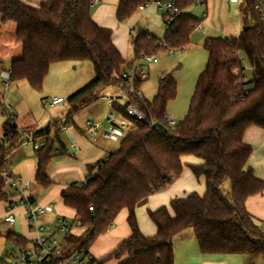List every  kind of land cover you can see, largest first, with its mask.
Listing matches in <instances>:
<instances>
[{"label":"trees","instance_id":"1","mask_svg":"<svg viewBox=\"0 0 264 264\" xmlns=\"http://www.w3.org/2000/svg\"><path fill=\"white\" fill-rule=\"evenodd\" d=\"M153 1L158 0H120L117 21H128L140 6ZM167 1L180 13L173 17L164 37L158 39L139 31L132 37L134 57L127 60L114 45L112 31L92 19L93 8L101 0H49L38 6L0 0L2 20L16 24V42L23 52L11 64V81H26L40 92L52 64L91 61L94 79L67 99L71 111L66 123L72 122L74 114L96 104L106 88L116 86L126 94L127 102L112 106L135 126L121 139L117 151L87 167L85 182L72 183L62 191L64 206L74 212L82 230L80 235L67 234L66 240L70 248L89 251L122 210H127L131 235L107 259L127 256L121 264H175L172 238L192 229L204 255H244L251 261L262 259L264 264V229L246 208L248 198L263 193L264 181L256 178L249 166L253 149L244 141L250 127L264 128V16L258 12L254 23L247 24L237 38L206 41V69L198 78L187 116L172 131L165 119L168 103L177 96L172 73L159 80L157 96L148 102L140 94L144 79L138 68L143 66L145 56L167 53L161 45L163 40L172 49L187 46L201 22L188 13L198 0ZM246 62L252 72L247 80ZM133 67V81L128 85ZM130 105L143 114L145 121L130 116ZM0 108L6 111L1 98ZM61 124L59 120L36 131L34 127L19 128L14 116L7 118L0 131V202L6 201L3 173L7 159L28 137L45 140L36 150V183L46 190L51 187L47 169L60 145ZM187 155L202 161L190 165V169L196 177H205V195L192 193L172 200L174 216L167 207L149 212L157 233L145 237L135 209L182 174V157ZM226 182L229 192L224 190ZM7 240L16 245L25 243L14 233ZM94 262L104 264L95 258Z\"/></svg>","mask_w":264,"mask_h":264},{"label":"crops","instance_id":"2","mask_svg":"<svg viewBox=\"0 0 264 264\" xmlns=\"http://www.w3.org/2000/svg\"><path fill=\"white\" fill-rule=\"evenodd\" d=\"M21 1L32 6H38L49 0ZM255 1L256 0H240L239 3L233 4L226 0H198L194 6L188 9V13L201 22L193 32L191 42L185 46L183 50L175 54L161 53L158 55L156 63L152 62L143 65L146 68L147 74L140 88L141 97L148 102H152L158 93L159 80L164 75L172 73L177 85V96L168 103L166 114L174 117L176 120V117L185 118L189 112L198 78L205 71L208 63L209 54L205 49L206 41L217 37H239L245 26L247 24H253L254 20H256V16L259 15L255 10H252L253 12L251 13L247 10L251 9V4ZM119 4L120 0H101V2L93 8L92 19L98 26L112 31V41L114 45L125 59L131 60L134 57V53L132 55L133 47L131 35L133 34L131 33V29L134 30V34L139 31H146L149 35L161 39L166 33V28L164 26L165 15L156 4L152 3L144 9L139 8L128 21L124 24H120L117 21ZM261 14L263 17L264 12ZM16 31L17 26L14 22H4L2 16H0V50L9 49L12 59L11 64L13 61L20 59L23 54L22 48H20L16 42ZM7 35H9L10 39L14 37L12 45L10 46L4 45ZM1 71L9 72L10 70L3 69ZM2 72H0V78L3 80L1 77ZM5 87L8 86L5 85ZM108 88L102 92L103 97L96 104L91 106L90 109L88 108L87 114L94 117H88L84 126L83 123H78L77 120L75 121L74 117H72L71 123H66V119L62 121L59 134L60 145H57L55 156L47 169V177L51 182V187L49 189L46 190L36 183V150L30 143L24 141V143L7 159V171L13 177L21 180L27 179L31 182L28 196L38 205L53 206L54 212L50 215H46L42 219L43 222H48L45 221V219L50 220L53 217H57V214H63L65 215L64 217L71 215L74 218V212L64 206L61 197L62 191L72 183L85 182L87 178V167L106 158L111 151L115 152L119 147L115 145L120 141L109 142L102 136L103 131L109 124L105 116L111 112L105 114L103 107L101 109H94L95 106L106 97L105 91ZM112 90L114 91L109 94V97L112 99L106 104L107 107L110 108L115 102L124 105L127 102V97L123 90L120 87H116V89ZM62 97L63 96L58 94L53 96L54 99ZM111 114H113L114 117L112 118L116 121H123L125 123V134L135 129L132 122L120 116H116L114 113ZM6 121V118L0 117V131ZM57 121L59 120H55L41 128H39V126H37L38 124H35V122H25L23 125H17L19 128L34 127V130L41 131ZM88 121L100 123L102 125L96 137L91 136L87 131L86 123ZM44 141L45 140L39 139L36 142L43 143ZM244 141L253 149L249 166L254 170L256 178L264 181V128L250 127L244 134ZM24 144H28L33 149L31 147H25ZM182 162V174L166 189L154 193L148 197L144 204L135 209L139 229L145 237H153L157 233V227L151 220L149 212H156L163 207H167L170 215L174 216V212L170 207L172 200L186 198L192 193L204 196L207 191L205 177H196L190 169V165H199L202 161L193 155H187L182 157ZM32 180L37 185V189L35 190L37 198L32 196ZM5 193L6 201L0 202V205H3L5 210L4 218L11 208L12 212L16 215V223L13 226L18 224L21 226L24 225L26 230V234L24 233L18 236L23 239L31 240L36 234L31 232L28 227L24 209L17 204L12 207L9 206V203L16 202L14 189L11 186H6ZM246 208L257 222L261 221V225L263 226L264 191L262 194L248 198L246 201ZM127 217L128 211L122 210L116 218L114 225L94 241L89 248V252L95 259L102 261L104 264H121L127 259V256H123L120 260L107 259L108 255L117 249L131 235ZM55 222L56 220L50 223L54 225ZM172 246L175 264H206V258L212 256L204 255L198 251V244L196 243L192 229L185 230L175 235L172 238ZM247 262L249 264H256V261L248 260Z\"/></svg>","mask_w":264,"mask_h":264},{"label":"built area","instance_id":"3","mask_svg":"<svg viewBox=\"0 0 264 264\" xmlns=\"http://www.w3.org/2000/svg\"><path fill=\"white\" fill-rule=\"evenodd\" d=\"M230 3L237 4L240 0H226ZM156 4L165 15L164 26L169 28L172 19L180 11L177 7L167 0H158L147 3L140 6V9L148 7L150 4ZM254 10L260 13L264 12V0H256L254 2ZM131 33L134 34V30L131 29ZM162 47H166L167 53L175 54L181 49H172L167 47L165 41L161 42ZM158 56H145L142 60L143 65H147L152 62H157ZM135 67L132 68V73L129 77L128 85H131L134 77ZM138 72L142 79L146 77V68L142 66L138 68ZM247 75V70L245 72ZM1 77L4 80L6 86L11 81V71L2 72ZM248 78H246L247 80ZM64 99H53L50 104L46 102V107L55 106L62 103ZM127 112L131 117L140 121H145L143 114L134 106L130 105L127 108ZM113 114H107L105 119L108 121L107 128L103 131L102 136L109 142H118L125 135V123L123 121H116ZM165 119L169 124L170 130L175 131L179 122L171 116L165 115ZM153 126V124L151 125ZM87 131L91 136L96 137L99 130L102 128L100 123H94L88 121L86 123ZM27 142L30 143L35 150L40 149L43 143L34 141L32 137L27 138ZM3 179L6 186H11L14 189V197L16 202L9 203V206L17 204L24 209L28 227L31 232L36 235L31 239H25L24 244L16 245V249L7 253L5 256H0V264H96L92 254L83 248H70L66 240V235L71 233L73 225L65 217H59L56 219L55 224L50 222H43L42 219L46 215H50L54 212L52 205H38L35 201L28 196V192L31 188V182L27 179L21 180L13 177L7 170L3 173ZM12 204V205H11ZM92 210V208H91ZM5 222L13 226L16 223V215L12 212V209L8 211ZM79 225L78 220H74ZM264 226V225H263Z\"/></svg>","mask_w":264,"mask_h":264},{"label":"rangeland","instance_id":"4","mask_svg":"<svg viewBox=\"0 0 264 264\" xmlns=\"http://www.w3.org/2000/svg\"><path fill=\"white\" fill-rule=\"evenodd\" d=\"M247 10L250 13L253 12L252 9ZM0 16L2 15L0 14ZM134 36L135 34L131 35V37ZM13 39L14 37H11L10 39L9 35H7L4 45H12ZM18 45L20 48H22L20 44ZM10 56L9 49L0 50V72H2L1 70L3 69H11L12 59ZM245 66L247 70V77L248 79H251L252 72L248 62L245 63ZM94 76V67L91 61H63L51 65L49 73L44 82L43 90L40 92L32 89L29 83L26 81H10L8 87H5L3 80L0 78V98L2 99L4 107L7 111L4 113L3 109L0 108V117L7 119L9 116H14L16 117V123L18 125H23L25 122H35V124H38L37 126H39V128L42 126H47L55 120L63 121L68 117L71 111L67 99L79 89L90 83L94 79ZM112 89H116V87L111 86L108 88L105 91L106 97L102 99L94 109H101L103 107L105 114L111 112L116 116H119L118 112L114 110L112 105L110 108L106 105L112 99L109 97V94L114 91ZM55 94L63 96L62 98L64 99V102L59 105L46 107V102L50 104L52 99H54L53 96ZM87 113L88 109L74 114V120H77L78 123H83L84 126L88 117H94L89 116ZM176 118L177 121L180 122L184 117ZM119 144L120 142H118L115 146H119ZM24 146L31 147L28 144H24ZM110 153H114V151H111ZM36 189L37 185L32 180V196L34 198H37L35 192ZM224 190L225 192L230 191L229 182L225 183ZM4 212L5 210L3 205H0V256H5L7 253H10L16 249L15 244L7 240V237L10 233L17 235H22L24 233L26 234L24 225H22L23 227L19 224L16 226H11L6 223L4 220ZM64 216L65 215L63 214H57V217H53L50 220L45 219V221L51 222L56 220L58 217ZM65 218L71 222V225H73L71 233L74 235H80L82 230L75 222H73L74 218L71 215H68ZM258 223L260 225L262 224L261 221ZM262 228L264 229V226H262ZM248 260H250V258L244 255H212L206 258V264H249L247 262ZM255 263L263 264L262 259L257 260Z\"/></svg>","mask_w":264,"mask_h":264},{"label":"water","instance_id":"5","mask_svg":"<svg viewBox=\"0 0 264 264\" xmlns=\"http://www.w3.org/2000/svg\"><path fill=\"white\" fill-rule=\"evenodd\" d=\"M160 128H162V127L160 126Z\"/></svg>","mask_w":264,"mask_h":264}]
</instances>
